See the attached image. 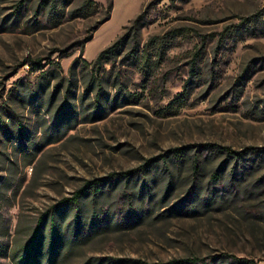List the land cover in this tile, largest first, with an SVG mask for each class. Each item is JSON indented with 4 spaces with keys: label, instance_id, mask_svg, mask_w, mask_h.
Returning <instances> with one entry per match:
<instances>
[{
    "label": "rangeland",
    "instance_id": "rangeland-1",
    "mask_svg": "<svg viewBox=\"0 0 264 264\" xmlns=\"http://www.w3.org/2000/svg\"><path fill=\"white\" fill-rule=\"evenodd\" d=\"M110 1L0 0V264H264V0Z\"/></svg>",
    "mask_w": 264,
    "mask_h": 264
},
{
    "label": "trees",
    "instance_id": "trees-1",
    "mask_svg": "<svg viewBox=\"0 0 264 264\" xmlns=\"http://www.w3.org/2000/svg\"><path fill=\"white\" fill-rule=\"evenodd\" d=\"M60 0H53V4H52V10H55L56 6H57V3L59 2ZM63 3V6L61 7H65L66 5V2L65 0H62ZM112 0L109 2V5L106 7V13H105V16L104 18L102 19V21L99 23V26H101L102 24H104L106 21H108L110 19V16H111V11H112ZM143 15L142 14H139L133 21L132 23L136 24L138 23L141 19H142ZM59 22L55 23V24H58ZM126 27L124 26L123 29H125ZM122 36L119 37L115 42H113L111 45L105 47L104 49H102L97 57L95 58L94 60V63L95 64H98V63H102L104 60H108L110 58V56L112 54H115L118 52L119 50V47L120 45L122 44ZM88 62L86 61V64ZM181 150V149H180ZM225 150H227L229 153H233L235 154L236 152L234 151H231L229 148H225ZM81 192L78 193V195H75V198L74 200H77V198L80 196ZM75 204V203H74ZM55 216V215H53ZM51 218V228H50V237H49V249H50V253L53 254L54 253V250L55 249H58L55 247L56 245V241L60 240L62 238V235L61 233L58 232V225H57V221H56V216L55 218ZM41 224V222H40ZM38 225L34 231V234H33V238L31 239L30 241V247L28 248L27 252H25V255L20 257V261H17V264H41L39 262V260L35 257V253L33 251V248L35 247V241L37 239V236L41 230V225ZM77 234H74V237L76 238ZM68 242V239L64 240L62 239L61 240V243L62 244H67ZM174 262H171L170 264H173Z\"/></svg>",
    "mask_w": 264,
    "mask_h": 264
},
{
    "label": "crops",
    "instance_id": "crops-1",
    "mask_svg": "<svg viewBox=\"0 0 264 264\" xmlns=\"http://www.w3.org/2000/svg\"><path fill=\"white\" fill-rule=\"evenodd\" d=\"M147 0H143L142 3L140 4V7H142V5L146 2ZM140 11V10H139ZM138 11V12H139ZM137 14V13H136Z\"/></svg>",
    "mask_w": 264,
    "mask_h": 264
}]
</instances>
